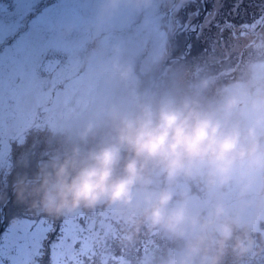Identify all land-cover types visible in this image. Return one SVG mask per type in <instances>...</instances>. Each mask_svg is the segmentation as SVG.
Wrapping results in <instances>:
<instances>
[{
    "label": "rangeland",
    "instance_id": "rangeland-1",
    "mask_svg": "<svg viewBox=\"0 0 264 264\" xmlns=\"http://www.w3.org/2000/svg\"><path fill=\"white\" fill-rule=\"evenodd\" d=\"M212 2L208 0L209 10ZM231 2L225 0V13ZM189 3L190 0H149L146 4H137L134 0L132 3L121 0L113 7L109 0H84L81 19L57 25L59 35L70 45V51L64 55L59 85L61 92H68V102L61 107L55 124L24 151L18 162L20 170L12 181V188L25 182L12 191L15 202L27 215L43 216L57 227L68 216L82 215L95 224L100 237L98 246L102 247L106 239L117 254H123L125 264H170L185 241L150 227L140 214L134 215L119 205L99 203L92 208H79L76 211L80 215L73 212L53 218L33 208L31 192L38 174L52 162L49 158L63 159L77 148L86 153L108 142L113 135V112H135L141 102L149 99L159 102L165 97L191 98L207 104L241 87L250 95L264 88V42L248 45L246 40H240L233 42L227 56L203 55L217 35L212 27L205 29L199 39L195 33L181 39V44L191 43L190 57L164 46L155 28L156 22L164 24ZM253 11L248 8L241 16L229 18L240 24ZM180 15L183 17L184 13ZM224 37L227 40V32ZM204 81L208 82L207 88L203 87ZM153 181L155 188L168 186L166 176L158 171L153 172ZM21 187L24 189L19 191ZM172 188L173 205L187 196L192 210L201 215H207L215 203V196L203 178L180 176ZM7 199V191L0 193V205L6 204ZM225 201L231 209L236 201L235 193H229ZM7 214L11 219L13 213ZM256 217L255 207L242 214V222L249 227L255 241L252 250L238 258L229 247L222 264H264V218L257 220ZM236 235H242V231Z\"/></svg>",
    "mask_w": 264,
    "mask_h": 264
},
{
    "label": "clouds",
    "instance_id": "clouds-1",
    "mask_svg": "<svg viewBox=\"0 0 264 264\" xmlns=\"http://www.w3.org/2000/svg\"><path fill=\"white\" fill-rule=\"evenodd\" d=\"M109 3L115 7L121 0ZM111 127L110 140L98 148H77L44 166L31 192L33 208L60 218L99 203L125 207L185 241L170 264H222L229 247L238 258L252 250L255 241L242 214L255 207L256 219L264 218V88L250 95L241 87L207 104L145 100L135 112H113ZM155 171L168 186L153 187ZM180 176L203 178L215 196L207 215L194 212L187 196L173 205L172 184ZM229 193L236 195L231 209Z\"/></svg>",
    "mask_w": 264,
    "mask_h": 264
},
{
    "label": "snow or ice",
    "instance_id": "snow-or-ice-1",
    "mask_svg": "<svg viewBox=\"0 0 264 264\" xmlns=\"http://www.w3.org/2000/svg\"><path fill=\"white\" fill-rule=\"evenodd\" d=\"M83 3L0 0V193H8L7 203L0 205V264H44L45 256L47 264H125L123 254H117L106 239L98 246L96 226L86 217L64 218L57 227L43 216L27 215L12 191L22 154L55 124L68 102V92H61L59 85L70 45L57 25L81 19ZM207 4L208 0H190L181 10L183 17L180 12L164 24L157 21L155 28L164 46L190 57L192 45L181 44V39L193 33L199 39L212 27L217 35L203 55L227 56L233 42L240 40L248 45L264 42V0H232L226 13L225 0H213L211 10ZM248 8L254 11L242 23L229 18L241 16ZM8 212L13 213L11 219Z\"/></svg>",
    "mask_w": 264,
    "mask_h": 264
},
{
    "label": "water",
    "instance_id": "water-1",
    "mask_svg": "<svg viewBox=\"0 0 264 264\" xmlns=\"http://www.w3.org/2000/svg\"><path fill=\"white\" fill-rule=\"evenodd\" d=\"M167 64V63H166ZM165 66V65H164ZM49 161H52L53 159L52 158H49L48 159ZM21 184H25V182H22V183H19V184H15L14 186H13V190L16 188V187H18V186H20Z\"/></svg>",
    "mask_w": 264,
    "mask_h": 264
},
{
    "label": "trees",
    "instance_id": "trees-1",
    "mask_svg": "<svg viewBox=\"0 0 264 264\" xmlns=\"http://www.w3.org/2000/svg\"><path fill=\"white\" fill-rule=\"evenodd\" d=\"M122 59L124 60V57H122ZM120 95H118V97H119ZM116 99H117V97H116ZM115 99V100H116ZM127 156V155H126ZM22 189H24V187H21V188H19V191H21ZM75 213L76 214H78V215H80V212L79 211H75ZM68 217H71V216H68ZM255 258H256V256H255Z\"/></svg>",
    "mask_w": 264,
    "mask_h": 264
}]
</instances>
